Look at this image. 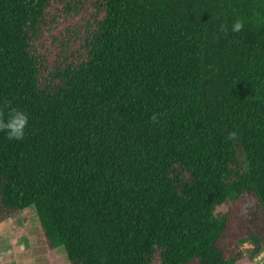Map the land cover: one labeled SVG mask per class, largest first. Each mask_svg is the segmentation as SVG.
I'll list each match as a JSON object with an SVG mask.
<instances>
[{
    "label": "trees",
    "instance_id": "trees-1",
    "mask_svg": "<svg viewBox=\"0 0 264 264\" xmlns=\"http://www.w3.org/2000/svg\"><path fill=\"white\" fill-rule=\"evenodd\" d=\"M13 109L29 121L0 130V224L34 207L69 264L264 248V0H0Z\"/></svg>",
    "mask_w": 264,
    "mask_h": 264
},
{
    "label": "rangeland",
    "instance_id": "rangeland-1",
    "mask_svg": "<svg viewBox=\"0 0 264 264\" xmlns=\"http://www.w3.org/2000/svg\"><path fill=\"white\" fill-rule=\"evenodd\" d=\"M0 264H69L64 247L49 249L34 207L0 224Z\"/></svg>",
    "mask_w": 264,
    "mask_h": 264
},
{
    "label": "clouds",
    "instance_id": "clouds-1",
    "mask_svg": "<svg viewBox=\"0 0 264 264\" xmlns=\"http://www.w3.org/2000/svg\"><path fill=\"white\" fill-rule=\"evenodd\" d=\"M245 25L242 18H237L232 24L233 32H239ZM155 119V117H153ZM29 117L21 110H11L6 120L0 119V130L6 131L8 139H22L28 125ZM254 264H264V252L254 257Z\"/></svg>",
    "mask_w": 264,
    "mask_h": 264
},
{
    "label": "crops",
    "instance_id": "crops-1",
    "mask_svg": "<svg viewBox=\"0 0 264 264\" xmlns=\"http://www.w3.org/2000/svg\"><path fill=\"white\" fill-rule=\"evenodd\" d=\"M261 252H264V248L261 249V251H260L259 253H261ZM259 253H258V254H259ZM247 264H254V260H253L252 262H250V263H247Z\"/></svg>",
    "mask_w": 264,
    "mask_h": 264
}]
</instances>
